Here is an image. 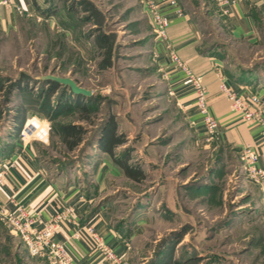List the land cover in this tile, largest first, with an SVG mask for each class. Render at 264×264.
Returning <instances> with one entry per match:
<instances>
[{
    "label": "rangeland",
    "instance_id": "obj_1",
    "mask_svg": "<svg viewBox=\"0 0 264 264\" xmlns=\"http://www.w3.org/2000/svg\"><path fill=\"white\" fill-rule=\"evenodd\" d=\"M86 1L38 0L39 14L54 12L48 20L23 14L0 32V82L8 86L25 78L10 95L7 87L0 89V153L21 141L16 116L23 105L31 109L25 122L33 119L49 129L47 139L31 140L53 175L65 172L94 189L96 169L104 161L115 165L97 144L102 123L113 115L128 137L131 162H140L148 174L135 181L119 168L99 193L116 205V223L135 231L129 264H154L162 256L170 257L169 264H264V194L245 175L239 149L199 138L176 104L155 62V30L141 0ZM187 1L200 23L203 48L224 58L228 71L264 72V26L258 42L238 39L213 0ZM102 29L116 33L108 69L97 66L102 56L94 34ZM48 73L71 76L92 90L81 102L93 107L98 124L80 121L89 131L74 152L59 141L40 106L22 100L25 90L44 99L49 85L36 78ZM71 91L59 86L53 105L75 101ZM125 146L117 153L123 155ZM1 228L8 240L7 227ZM14 243L23 244L18 237ZM23 248L12 264H30Z\"/></svg>",
    "mask_w": 264,
    "mask_h": 264
},
{
    "label": "crops",
    "instance_id": "obj_2",
    "mask_svg": "<svg viewBox=\"0 0 264 264\" xmlns=\"http://www.w3.org/2000/svg\"><path fill=\"white\" fill-rule=\"evenodd\" d=\"M13 1L24 7L25 15L39 12L38 0ZM156 1L159 9L170 20V25L167 39L158 37L154 32L152 52L166 81L168 91L183 110L189 124L194 127L197 136L203 139L204 126L201 114L195 106L196 94L188 83L185 72L173 63L169 55L170 44L177 50L183 62L205 76L210 95L209 109L220 121V129L215 141L236 150L252 144L259 155L258 165L264 167L263 127L257 123L244 121L232 110L230 101L219 89V82L225 79L238 93L258 92L264 100V72L242 69L228 71L224 58L216 55L211 49L203 48L201 26L187 0H179L178 6L172 5L169 0ZM179 7L183 8V14L178 13ZM216 7L228 21L231 34L235 38L251 43L261 39V30L264 26V0H237L224 7L218 5ZM9 9L0 6V32L14 27L15 23H19L20 16H23ZM144 10L148 14L145 6ZM12 148L10 154L0 153V160L21 154L20 164L12 168V175L7 176L5 184L0 187V202L5 207L15 211L18 205H23L30 214H37L43 220L39 226L63 211L64 218L59 221L54 237L67 244L78 264H111L102 258L90 241L91 238L87 235L80 237L75 235L77 229L86 224L93 225L95 231L117 256L129 264L135 231L116 223V205L110 198H104L99 194L103 189L108 188L107 181L111 175L120 172L119 166L104 161L96 169L93 176L96 182L92 189L82 181L72 179L65 172L53 175L47 161L40 155L37 142L17 141ZM65 206H71L73 210L66 212ZM6 227L4 225V228ZM6 230L13 241L10 238L6 240L0 230V264H12L15 259L19 262L18 255L22 253V247L27 253V258L31 260L30 264H50L45 258L31 256L23 244L19 246L14 243L18 236L13 235L9 229Z\"/></svg>",
    "mask_w": 264,
    "mask_h": 264
},
{
    "label": "built area",
    "instance_id": "obj_3",
    "mask_svg": "<svg viewBox=\"0 0 264 264\" xmlns=\"http://www.w3.org/2000/svg\"><path fill=\"white\" fill-rule=\"evenodd\" d=\"M219 7H224L237 0H213ZM146 7L158 37L167 39L170 20L159 9L156 0H141ZM174 5H179V0H169ZM0 6L13 8L17 13L26 14V10L21 5H17L13 0H0ZM178 13L183 14L182 7L178 8ZM29 15V14H28ZM37 17V20L47 19L52 15L30 14ZM48 20V19H47ZM169 55L173 63L181 68L186 76L188 83L195 92V106L201 114V120L204 126L203 139L205 141H214L217 137L219 128V119L214 116L209 109L208 86L205 82L203 73L196 72L180 58L177 50L169 45ZM220 91L226 95L230 101L231 108L238 113L241 118L250 123H257L264 129V100L258 92L240 94L231 87L225 79L219 82ZM172 93V92H171ZM37 127L33 128L34 125ZM48 128L41 122L30 119L20 129L19 138L23 143L31 141L32 136L47 139ZM239 156L242 162L245 175L254 182L264 194V167L258 165L259 155L252 144H247L239 149ZM21 154L17 157H5L0 160V187L5 184L7 176L12 175V168L20 164ZM73 207L65 206L66 212H71ZM64 218V212L57 213L52 220L39 226L43 220L37 214H30L23 205H18L17 210L11 211L0 202V230L3 223L9 231L18 236L29 254L33 257L45 258L50 264H78L71 250L65 242L58 241L54 237L59 221ZM77 237L87 235L93 246L100 252L102 258L111 264H127V261L118 257L115 251L106 244L104 239L95 231L93 225H83L75 232Z\"/></svg>",
    "mask_w": 264,
    "mask_h": 264
},
{
    "label": "trees",
    "instance_id": "obj_4",
    "mask_svg": "<svg viewBox=\"0 0 264 264\" xmlns=\"http://www.w3.org/2000/svg\"><path fill=\"white\" fill-rule=\"evenodd\" d=\"M86 3V0H80V5L83 4L86 6ZM67 8L69 10L68 13H70L69 15L75 12L72 11L74 8H72L70 5L67 6ZM43 12V14L48 16L54 14V12L50 10V8L49 10H43ZM72 16L73 15H71L70 17L73 18ZM86 18L88 19V17ZM115 43H117L115 32H107L102 29L94 34V44L97 49L101 51L102 56V59L97 64L98 68L108 69L113 65ZM23 80H25L24 77L20 79V82L10 81L8 86H5L0 82V89L2 90L7 87V94L10 95L15 87H20ZM43 82H46L49 85V90L44 96V99L41 100L40 97L35 96V93H33L32 91L30 92L29 90H25L24 94L22 95V100L30 102L34 106H40L41 114L46 115L51 119V121H53L52 128L54 133L58 136L59 141L66 145V148L70 152H74L84 144L86 133L89 131V129L80 121H85L91 125L98 124L96 123L95 118L92 116L94 110L93 107L87 103L81 102L83 99L90 96L73 93L74 95H76L75 101L66 100L63 101L62 104L54 106L52 97L57 92L58 87L63 85L52 81V79ZM63 88L65 89L66 87L63 86ZM29 110L31 109L23 107V105L17 108V134H19L20 129L25 122V114L29 112ZM77 112H79V115L70 121L66 122L56 119L60 114L73 116ZM97 140L98 147L103 152L112 157L114 164L119 166L123 170L124 174H126V177L135 181H142L146 178L148 174L144 170L141 163L131 162L130 149L128 148V146H125L129 142L128 137L127 135H125V133L118 131V123L113 115H111L109 118H106V120L102 123L100 134ZM120 146H125L123 148L124 150H122V152L124 153L123 155L118 154L116 151V149ZM12 147L10 151H8V149L4 150L2 154L6 151L9 152L8 154H10L13 149ZM163 257L164 256H162L160 261H156L154 264H169L170 257Z\"/></svg>",
    "mask_w": 264,
    "mask_h": 264
},
{
    "label": "water",
    "instance_id": "obj_5",
    "mask_svg": "<svg viewBox=\"0 0 264 264\" xmlns=\"http://www.w3.org/2000/svg\"><path fill=\"white\" fill-rule=\"evenodd\" d=\"M38 80H51L55 81L61 85H63L64 87H68L70 88V90H72L71 92L74 94H81L84 96H91L92 95V90L89 88H86L82 85H80L79 83H77V81L71 77V76H61L55 73H48V74H42L37 76Z\"/></svg>",
    "mask_w": 264,
    "mask_h": 264
}]
</instances>
